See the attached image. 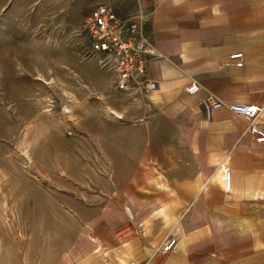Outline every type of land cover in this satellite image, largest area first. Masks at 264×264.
I'll use <instances>...</instances> for the list:
<instances>
[{
	"label": "crops",
	"instance_id": "crops-1",
	"mask_svg": "<svg viewBox=\"0 0 264 264\" xmlns=\"http://www.w3.org/2000/svg\"><path fill=\"white\" fill-rule=\"evenodd\" d=\"M82 3L84 15L99 3L122 17L142 14L157 87L119 91L125 102L117 111L149 128L119 136L126 140L109 188L77 211L80 225L68 237L24 264H264V142L228 107L258 104L255 122L264 128V0ZM236 52L242 66L230 58ZM192 82L195 93L187 91ZM95 89L107 97L106 88ZM208 95L223 102L210 116ZM159 120L170 128H155ZM220 165L232 171L229 192ZM169 237L176 245L163 252Z\"/></svg>",
	"mask_w": 264,
	"mask_h": 264
},
{
	"label": "rangeland",
	"instance_id": "rangeland-1",
	"mask_svg": "<svg viewBox=\"0 0 264 264\" xmlns=\"http://www.w3.org/2000/svg\"><path fill=\"white\" fill-rule=\"evenodd\" d=\"M87 5L0 0V264L38 261L68 237L115 177L119 136L149 128L118 113L125 101L83 30Z\"/></svg>",
	"mask_w": 264,
	"mask_h": 264
},
{
	"label": "built area",
	"instance_id": "built-area-1",
	"mask_svg": "<svg viewBox=\"0 0 264 264\" xmlns=\"http://www.w3.org/2000/svg\"><path fill=\"white\" fill-rule=\"evenodd\" d=\"M83 30L87 34L91 48V57L97 59L102 68L112 72L115 77V88L119 91L142 86L147 92L157 87V82L149 77L148 68L154 58L153 46L143 33V17L141 13L122 17L104 3L94 6L87 14ZM90 53H88L89 55ZM243 53L236 52L230 55L237 60V65L242 66ZM199 89L196 82L190 83L187 91L195 93ZM207 116L223 105V102L213 95H208L204 101ZM236 114L243 116L248 121L247 132L256 143L264 142V128L256 122L262 107L256 103L237 101L228 104ZM223 188L229 192L232 186V171L220 165ZM177 239L169 237L162 245L163 252L174 249ZM99 264H110L103 261ZM119 264H140L136 261H125Z\"/></svg>",
	"mask_w": 264,
	"mask_h": 264
}]
</instances>
